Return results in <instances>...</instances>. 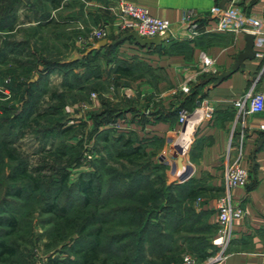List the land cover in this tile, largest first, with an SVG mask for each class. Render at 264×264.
I'll return each mask as SVG.
<instances>
[{"label":"crops","instance_id":"1","mask_svg":"<svg viewBox=\"0 0 264 264\" xmlns=\"http://www.w3.org/2000/svg\"><path fill=\"white\" fill-rule=\"evenodd\" d=\"M79 1L85 4L84 12L80 10ZM125 1L146 8L154 17L170 21L174 36L162 45L145 47L135 38L121 41L126 33H116L119 17L113 11L115 0H21L17 3L18 11L13 14L0 12V68L12 61L8 70L14 74V83L10 89L15 90V95L31 96L33 90L42 89L49 80L52 82L54 76L59 78L55 72L64 68L88 67V63L92 65L99 58L102 69L110 71V77H106L111 90L107 98L115 102L124 99L137 103L147 100L149 103L137 117H134L136 112L133 109H124V132H136L149 152L156 150L158 144V149L164 146L162 154L168 147V139L183 128L178 120L179 112L183 108L193 111L203 99L211 100L215 112L199 125L194 135L188 154L190 177L185 182L198 193L195 198L202 200L197 214L206 224L207 233L216 239L219 223L217 200L225 189L226 155L230 148L233 155H237L242 142V165L249 171V182L246 187L236 188L233 197L235 203L241 204L245 215L235 221L233 240L217 264H264V143L261 145L264 130L260 128L264 125V112L239 115L234 104L254 81H257L256 89L264 92V58L257 56L258 52L264 51V43L254 41L256 57L246 60L244 69L217 83L214 76L229 71L247 44L245 33L216 30L217 19L212 9L219 6L221 0ZM5 6L7 1L0 0V9ZM241 6L247 14H259L264 0H241ZM22 7L25 12L21 11ZM68 8H73V13H66ZM188 9L199 13L200 34L193 39L188 38L180 26L183 11ZM104 24L111 25L113 37L108 40V46L93 51L89 61L81 62L85 53L62 48L64 53L61 56L66 55V58H59L53 64L44 60L39 63L40 54L34 49L37 37L47 41L46 45L42 43L45 57L51 42L69 41ZM115 41L117 43L113 45ZM18 56L19 60L13 59ZM204 56L214 61L216 72H202ZM35 57L36 62L33 61ZM119 67L128 74L118 73ZM39 71L45 73L41 79L34 74ZM21 77L25 78L24 82L20 81ZM115 79L118 80L116 86L113 84ZM186 84L191 87L189 92L182 90ZM196 84L198 87L194 93L192 89ZM93 105L97 108L98 100ZM191 131L189 126L184 133L191 136ZM212 245L216 246L214 242ZM211 250V246L206 249L207 254Z\"/></svg>","mask_w":264,"mask_h":264},{"label":"rangeland","instance_id":"2","mask_svg":"<svg viewBox=\"0 0 264 264\" xmlns=\"http://www.w3.org/2000/svg\"><path fill=\"white\" fill-rule=\"evenodd\" d=\"M6 1L7 6L0 9L2 14L18 11L17 3L21 0ZM79 2L80 10L84 12L85 4ZM21 9L22 12L26 11L24 7ZM66 13H73V8L66 9ZM94 27L89 34H78L69 41L51 42L53 47L47 53L44 52L48 54L45 57L42 55V43L46 45L47 41L41 36L37 37L34 49L40 54L39 63L43 60L52 63L60 60L59 58H66V55L61 56L64 53L62 48L86 53L89 48H79L77 42L80 38H87ZM13 59L19 60V56ZM95 60V64L88 63V67L79 66L75 70L64 68L55 72L59 78L54 76L52 82L49 80L48 85L42 89L33 90L31 96L22 93L15 95V90L8 87L14 83V74L8 70L12 61L0 68V86H5L11 93L10 98L0 101V216L17 219L16 230L0 224V240L7 241L15 249V255L8 257L6 261H0V264H71L78 258L76 244L80 236L77 230L71 234L73 229L62 225L56 227V215L46 209L57 198L62 205L67 206L71 214L77 210L89 212L81 208L82 197L74 188L82 175L94 174L104 181V184L101 183V201L96 209L99 208L101 217L89 226L93 231H97L99 227L105 228L103 239L106 243L102 249V257H112V252L124 241L112 244L110 248L108 243L117 237H124V232L130 231L124 225V203L127 200L124 201L122 194L124 174L132 166H129L127 160L117 156L124 149L125 135L124 115L119 113H123L128 107L136 109L134 117H137L140 110L147 107L148 101L137 103L122 99L121 102H115L107 98L106 95L111 90L106 77H110V71L102 69L101 59ZM33 61L36 62V57ZM81 62L85 60L82 59ZM34 74H38L41 79L45 73L39 71ZM24 80L21 77L20 81ZM117 81L114 80L115 86ZM95 100L99 103L97 108L93 105ZM35 101H38L36 108L30 113L31 104ZM28 113L30 117L27 119ZM130 132L136 135V132ZM167 143L168 147L163 154L164 146L158 149V144L156 150H150L151 155L137 161L131 171L135 169L139 177L151 181L154 189H162L164 193L162 200L153 199L150 202L149 219L152 217L153 224L165 228L166 239L162 242L173 246L174 251L170 256L176 257V262L172 260L170 264H184L186 254L197 258L198 263L202 264L216 255L219 248L212 245L215 239L207 233L206 224L200 221L197 214L202 200L188 199L185 195V192L192 189L190 184L181 180L189 165V157L174 154L176 151L172 152L173 146ZM7 147L12 149L15 158L8 155ZM17 159H21L27 174L24 178L14 180L11 174L18 163ZM175 166L178 167L176 175L172 172ZM64 175L68 177L67 186L59 190ZM36 182L41 184L40 189H35ZM17 191L22 196H16ZM116 211L118 214H114ZM177 220H180V226L175 230ZM107 238L110 240H106ZM156 244L154 241L150 245L154 251H157ZM210 246L212 250L207 254L206 249Z\"/></svg>","mask_w":264,"mask_h":264},{"label":"trees","instance_id":"3","mask_svg":"<svg viewBox=\"0 0 264 264\" xmlns=\"http://www.w3.org/2000/svg\"><path fill=\"white\" fill-rule=\"evenodd\" d=\"M108 55H111V53H108ZM90 57L91 54H83V59L85 61H89ZM75 63L78 64V62ZM117 72L128 74L127 70H124V68L121 67L117 68ZM98 76L100 75L98 74ZM197 87L198 85L196 84L193 87L192 92L195 93ZM37 102L38 101H35V103L31 104L30 113L36 108ZM134 111H136V109H134ZM122 112L123 113L120 112L119 114L124 115V111ZM30 113L27 114V119L30 117ZM124 133V149L121 150L117 156L127 160L130 163L129 166L135 167L137 161L142 160L145 156L149 157L151 154L143 144V141L139 140L134 133ZM6 151L12 159L15 158L12 149L7 147ZM17 160L18 163L11 174V178L14 180H17L18 177L24 178L27 174V170L22 166V162H20L21 159ZM132 167H130L127 174H124V192L122 194L124 195V201L127 200V202L124 203V225L129 228L130 231L127 230L124 232V237L112 239L111 243L107 241V243L109 242L108 248H110L112 244H119L124 241V243H121L115 251L112 252V257H102L101 254L106 243L103 239V231L105 228L99 227L97 231L89 229V226H91L94 221L100 220L101 217L99 208L98 210L96 209L99 207L101 201V183L104 184V181L102 182L97 178V175H82L77 183H75L74 187L75 191H77L82 197L81 208H85L89 212L83 213L82 211L77 210L71 214L67 206L62 205L57 198L47 205L46 211L56 215V227L62 225L70 230L73 229L74 231H72L71 234L76 233L77 230V233L80 236V239H78L79 241H76V253L78 254V258L75 261H72L71 264H170L172 260L176 262V257L173 255L172 257L170 256L174 251L173 246L166 245V243L162 242L163 239H166L164 236L165 228L159 224H153L151 222L152 217L149 219L151 213L149 211L151 205L150 202H152L153 199L158 201L162 200L164 193L162 189H154L151 186V181H145L143 178L139 177V173L134 171L135 169H132L133 171H131ZM67 180L68 177L64 175L61 179L59 190H62L67 186ZM35 184V189H40L41 184L39 182H36ZM20 191H17L15 195L22 196ZM117 195L115 197H117ZM185 195L186 198L193 199L198 193H196L195 190L190 189L185 192ZM114 214H118V211L114 212ZM164 218L165 217H163V220H165ZM179 222L180 220L176 221L174 225L175 230L179 229ZM0 224H6L13 230H16L17 219L11 216H0ZM106 240L110 239L107 238ZM154 241L157 242V251L152 250L150 247ZM14 255L15 249L11 247L7 241L0 240V261H6L8 260V257H13ZM152 257L157 260H153Z\"/></svg>","mask_w":264,"mask_h":264},{"label":"built area","instance_id":"4","mask_svg":"<svg viewBox=\"0 0 264 264\" xmlns=\"http://www.w3.org/2000/svg\"><path fill=\"white\" fill-rule=\"evenodd\" d=\"M116 6L113 11L118 15L119 20L116 27V33L123 35L125 33L135 32L142 38H154L170 33L172 38L173 25L166 19H161L152 16L149 11L141 6L134 5L125 0H115ZM212 14L217 19L216 30L222 32L245 33L254 36V41L264 43V7L259 14H247L241 6V0H232L225 10L216 6L212 9ZM199 13L196 10L188 9L183 11V16L180 22L181 30L188 38L193 39L200 34L201 25L197 21ZM111 25L104 24L94 28L87 38H80L77 42L79 47L90 48L98 41L109 40L111 37ZM257 56L264 58V51L257 53ZM202 72H216L214 61L204 56L202 60ZM256 82L254 81L250 88L243 94L241 98L235 101L239 115L259 114L264 112V92L256 89ZM182 90L189 92L191 87L187 84L182 86ZM10 91L5 86H0V101L3 98H10ZM215 112V105L209 99H203L198 103L193 111L183 108L179 112V123L183 127L178 132L177 137L171 136L168 142L173 146V151H177V144L179 139L184 134L187 127L191 126L192 141L189 143L187 151L184 153L188 156L194 135L199 125L206 119L213 116ZM1 116V110H0ZM264 130V125L260 127ZM179 136V137H178ZM226 171H225V189L222 195L217 200V210L219 213L218 236L214 240V244L219 248V252L210 257L202 264H217L227 251V248L233 240V226L235 221L242 219L245 211L240 203H235L233 191L239 187H246L249 182V171L243 167L242 142L239 147L237 155H233L232 149L228 150L226 155ZM189 165L181 176L186 175L182 181H187L190 174ZM173 174L176 175L178 167H173ZM184 264H200L197 258L190 254L184 257Z\"/></svg>","mask_w":264,"mask_h":264},{"label":"water","instance_id":"5","mask_svg":"<svg viewBox=\"0 0 264 264\" xmlns=\"http://www.w3.org/2000/svg\"><path fill=\"white\" fill-rule=\"evenodd\" d=\"M232 0H221L219 7L223 10L226 9L227 4L231 2ZM171 35L170 33H166L163 36H157L154 38H142L135 32L126 33L122 36L121 41H124L125 39L129 38H135L136 41L142 45V46H152V45H162L165 41H168L170 39ZM246 48L245 51L240 53L236 59V62L234 66L227 72L223 73L222 75L214 76V78L217 80V83H220L222 80L227 78L229 75L235 73L236 71L240 69L245 68V61L246 60H253L256 57V52L254 50V36L251 34H246ZM117 42H113L112 44H116ZM109 45V41L107 39L98 41L96 45L90 47L85 55L91 54L93 51H99L103 49L104 47ZM264 143V138L261 141V145ZM187 175V174H186ZM186 175L182 177V180L185 179Z\"/></svg>","mask_w":264,"mask_h":264},{"label":"bare ground","instance_id":"6","mask_svg":"<svg viewBox=\"0 0 264 264\" xmlns=\"http://www.w3.org/2000/svg\"><path fill=\"white\" fill-rule=\"evenodd\" d=\"M192 141L191 136H187L186 133L182 135L177 144V150L179 154H184L187 151L189 143Z\"/></svg>","mask_w":264,"mask_h":264}]
</instances>
